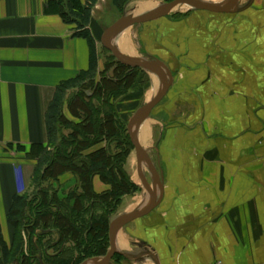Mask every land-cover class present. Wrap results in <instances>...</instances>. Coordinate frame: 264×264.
Returning a JSON list of instances; mask_svg holds the SVG:
<instances>
[{
	"label": "crops",
	"instance_id": "obj_1",
	"mask_svg": "<svg viewBox=\"0 0 264 264\" xmlns=\"http://www.w3.org/2000/svg\"><path fill=\"white\" fill-rule=\"evenodd\" d=\"M57 1L0 0V226L7 234L12 198L32 191L35 161L25 153L46 142L45 108L59 84L88 67V44L72 36ZM103 1L89 24L95 41ZM158 2L133 0L137 12L124 14L147 16ZM125 34L130 51L123 54L160 61L172 79L137 125L157 176L143 164L152 195L136 164L130 178L139 192L123 198L112 220L146 211L152 198L156 205L115 229L119 261L109 264H264V0H237L229 12L166 15ZM145 73L149 87L131 111L132 100L121 101V114L161 92V81Z\"/></svg>",
	"mask_w": 264,
	"mask_h": 264
},
{
	"label": "trees",
	"instance_id": "obj_2",
	"mask_svg": "<svg viewBox=\"0 0 264 264\" xmlns=\"http://www.w3.org/2000/svg\"><path fill=\"white\" fill-rule=\"evenodd\" d=\"M98 1L53 2L73 27L72 36L87 42L88 67L59 84L45 108L46 142L31 145L25 157L35 161L32 178L36 175L51 188L38 184L30 196L12 198L6 215L10 243L0 226V264H82L105 257L114 215L124 197L139 192L125 168L133 146L119 108L121 101L133 100L147 88L149 78L143 70L118 61L99 68L89 30ZM111 69L112 77L106 76ZM16 150L25 149L18 145ZM66 177L74 185L61 194ZM95 181L105 189L97 192ZM113 258L119 261L117 255Z\"/></svg>",
	"mask_w": 264,
	"mask_h": 264
},
{
	"label": "water",
	"instance_id": "obj_3",
	"mask_svg": "<svg viewBox=\"0 0 264 264\" xmlns=\"http://www.w3.org/2000/svg\"><path fill=\"white\" fill-rule=\"evenodd\" d=\"M236 1L237 0H230L226 6L217 7V6H213L211 4H206V3H203L201 1H196V0H173L171 2L165 3L162 7H160L159 9H156L155 12L147 16L131 17V16L124 15L118 21H116L112 26H110L103 35V38H102L103 46L112 53V55L115 57V59L119 63L132 67V68H139L147 73L153 74L161 81V84H162L161 92L157 96H155L150 102L140 107L133 114L130 120L127 122V127H126L130 143L132 144L133 150L135 153L137 172L139 174L141 184L148 191L150 195H152L151 191L149 190L148 185L145 182L144 176L142 174L143 164L145 163V165L148 167L149 171L151 172L153 176H156V172L152 166V163L148 155L142 149V147L140 146L137 140V125L147 115H149L151 111L155 108V106H157L158 103L163 99L171 83V79H172L171 74L167 70V68L158 60H154V59L153 60H139V59L131 58L123 54L118 47H116L115 45L111 43L110 36L113 33L117 32L119 29L131 27L137 24H142V23H146L149 21L159 19L160 17L164 16L165 13L172 10L173 8H175V6L179 4H184L195 10L219 13V12H229L230 9L235 5ZM155 205H156L155 200L154 198H152V202L146 211L141 212V213L125 214L122 216H118L117 218L112 220L109 226V250L106 256L102 257V259L100 258L90 259L88 261H85L82 264H109L115 254L114 244H113V235H114L115 229L119 227L120 225H123L131 220H134L139 217H142L143 215H146L148 212H150L155 207Z\"/></svg>",
	"mask_w": 264,
	"mask_h": 264
},
{
	"label": "rangeland",
	"instance_id": "obj_4",
	"mask_svg": "<svg viewBox=\"0 0 264 264\" xmlns=\"http://www.w3.org/2000/svg\"><path fill=\"white\" fill-rule=\"evenodd\" d=\"M131 1L133 0H118L117 4L113 3V0H104L101 3V8L98 11H95V21H94V26L98 29L97 30V36H96V47H97V54L99 57V68L102 70L104 68L113 66L115 64V61H117L115 59V57L112 55V53L107 50L103 44H102V38L103 35L105 33V31L112 26L116 21H118L122 16L126 15V14H135L138 10V6L137 5H131ZM173 0H159V6L157 9H159L160 7H162L165 3L171 2ZM196 1H201L203 3L206 4H211L213 6H217V7H224L225 5L228 4V2L225 3V1L220 2L219 0H196ZM225 3V4H224ZM190 10H195L191 7H188L184 4H179L177 6H175V8H173L172 10L168 11L167 13H165L164 16L166 15H173V14H180L182 12H188ZM155 12V11H154ZM126 13V14H124ZM152 14V13H151ZM157 20V19H156ZM155 21V20H154ZM150 22V21H149ZM132 27V26H131ZM131 27H127V28H122L119 29L117 32L113 33L110 37V41L113 45H115L116 47H118L120 49V51H130L129 50V42L126 39V34L125 32L127 30H130ZM134 30V29H133ZM135 36V35H134ZM133 44L136 45V38L133 37ZM123 53V52H122ZM129 53V52H128ZM106 76L112 77V69L106 74ZM152 77L155 75H151ZM156 77V76H155ZM149 87V86H147ZM147 90V88H142V91L140 94H136L135 97L132 100L131 106L128 107L129 111H131L133 109V107H136L137 104L135 103L138 99L141 98L142 93L144 90ZM149 89V88H148ZM119 113L121 114V112L119 111ZM134 112H132L131 114H121L122 118L125 120H127V122L130 120V118L133 116ZM65 115H67L68 118L69 114L67 113V111H65ZM29 151V150H28ZM27 151V152H28ZM134 150L130 153L129 156L130 159L128 158V166L126 163V170L129 173L130 176H134L135 175V171H136V161H135V157H134ZM33 177V175H32ZM31 177V183H32V191L29 194H24V196H30L32 194V192H34V187L37 186L38 184H40V187H43V189H48L51 188L49 187V182H41L36 178V175L34 176V178ZM34 179V180H33ZM35 181V183H34ZM63 181H65L63 187H62V191L61 194H66L70 189H72L74 182L73 181H69V179L63 178ZM7 233H3L2 230V234L3 237L6 241H8V243H10L11 240V232H10V228H8L7 226ZM53 239V238H51ZM50 253H53V251H50Z\"/></svg>",
	"mask_w": 264,
	"mask_h": 264
},
{
	"label": "built area",
	"instance_id": "obj_5",
	"mask_svg": "<svg viewBox=\"0 0 264 264\" xmlns=\"http://www.w3.org/2000/svg\"><path fill=\"white\" fill-rule=\"evenodd\" d=\"M212 264H223L222 262H213Z\"/></svg>",
	"mask_w": 264,
	"mask_h": 264
},
{
	"label": "bare ground",
	"instance_id": "obj_6",
	"mask_svg": "<svg viewBox=\"0 0 264 264\" xmlns=\"http://www.w3.org/2000/svg\"><path fill=\"white\" fill-rule=\"evenodd\" d=\"M152 5V4H151ZM151 10V9H150Z\"/></svg>",
	"mask_w": 264,
	"mask_h": 264
}]
</instances>
